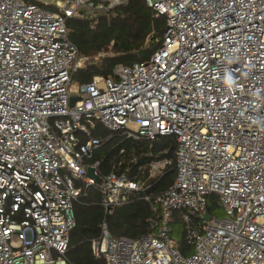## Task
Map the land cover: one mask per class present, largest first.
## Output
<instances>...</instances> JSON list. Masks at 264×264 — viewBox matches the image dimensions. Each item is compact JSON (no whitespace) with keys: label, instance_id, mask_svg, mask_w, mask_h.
I'll list each match as a JSON object with an SVG mask.
<instances>
[{"label":"built area","instance_id":"built-area-1","mask_svg":"<svg viewBox=\"0 0 264 264\" xmlns=\"http://www.w3.org/2000/svg\"><path fill=\"white\" fill-rule=\"evenodd\" d=\"M125 1L0 0V264H70L86 188L105 213L147 188L88 161L98 124L125 139L176 140L175 178L144 194L159 208L149 232L116 237L103 223L92 241L105 264H264V0H145L165 19L154 53L72 85L84 61L68 19ZM170 162L152 161L149 176ZM212 194L221 216L207 211ZM176 210L188 252L170 236Z\"/></svg>","mask_w":264,"mask_h":264},{"label":"trees","instance_id":"trees-1","mask_svg":"<svg viewBox=\"0 0 264 264\" xmlns=\"http://www.w3.org/2000/svg\"><path fill=\"white\" fill-rule=\"evenodd\" d=\"M67 27L70 41L84 60L83 65L72 74L71 84H82L89 82L93 76L111 75L118 63L130 64L147 59L163 40L165 19L162 15L156 16L145 0H126L94 17L70 18ZM91 132L102 141L97 152L88 160L100 162L99 174L111 170L125 172L129 179L141 182L147 188L134 191L128 201L116 206L112 213L104 212L95 188H86L74 204L76 225L71 231L65 254L70 264H105V258L96 256L91 248L92 241L101 236L103 223L116 237L136 238L149 232V220L159 214V208L145 201L144 194L154 195L164 190L176 175V140L173 135L159 136L154 140H131L111 134L99 124L91 128ZM162 159H170L171 162L161 175L150 177L151 162ZM217 206L215 195H210L207 211L212 214ZM181 213V210L173 213L170 227L172 230L177 225L176 232H180L181 236L177 247L182 252H188Z\"/></svg>","mask_w":264,"mask_h":264},{"label":"rangeland","instance_id":"rangeland-1","mask_svg":"<svg viewBox=\"0 0 264 264\" xmlns=\"http://www.w3.org/2000/svg\"><path fill=\"white\" fill-rule=\"evenodd\" d=\"M84 61V60H83ZM72 85H74V86H79V84H77V83H72ZM77 95H79V94H74V95H72L71 97H70V107H72L73 106V103H74V99L75 98H77V97H75V96H77ZM130 142V141H129ZM96 152H97V150H96ZM95 152V153H96ZM222 215V208L220 207V206H217L216 207V209H214L213 211H212V216L214 217V216H221ZM179 226V229H180V225H178ZM176 228H177V225H175V226H173L172 227V230H171V233H170V236H171V238H172V240H173V242L176 244V245H178V242H179V240L181 239L180 237V232L179 233H177L176 232ZM180 231V230H179Z\"/></svg>","mask_w":264,"mask_h":264},{"label":"water","instance_id":"water-1","mask_svg":"<svg viewBox=\"0 0 264 264\" xmlns=\"http://www.w3.org/2000/svg\"><path fill=\"white\" fill-rule=\"evenodd\" d=\"M24 2H30V1H33V0H23ZM77 98H75L74 99V101L76 100ZM87 175L88 176H92V177H94V174H93V170H92V168H88V170H87ZM96 179H97V181H100V179L98 178V177H96ZM205 218L206 219H209L210 218V215L208 214V213H205Z\"/></svg>","mask_w":264,"mask_h":264}]
</instances>
